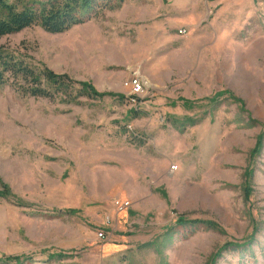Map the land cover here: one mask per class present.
<instances>
[{
    "label": "rangeland",
    "instance_id": "374dc122",
    "mask_svg": "<svg viewBox=\"0 0 264 264\" xmlns=\"http://www.w3.org/2000/svg\"><path fill=\"white\" fill-rule=\"evenodd\" d=\"M0 46L101 93L0 84V264H264V0H124Z\"/></svg>",
    "mask_w": 264,
    "mask_h": 264
},
{
    "label": "trees",
    "instance_id": "16d2710c",
    "mask_svg": "<svg viewBox=\"0 0 264 264\" xmlns=\"http://www.w3.org/2000/svg\"><path fill=\"white\" fill-rule=\"evenodd\" d=\"M123 1L0 0V36L17 33L35 25L50 33H62L96 18L107 9L120 6ZM11 80L18 90L36 97L54 98L61 95L74 102L80 95L101 96L91 85L76 81L67 74L31 66L16 52L0 46V84ZM196 223L197 221L192 222L195 225ZM201 223L208 227L216 225L213 222ZM198 224L201 225L200 222Z\"/></svg>",
    "mask_w": 264,
    "mask_h": 264
},
{
    "label": "built area",
    "instance_id": "2783aa9c",
    "mask_svg": "<svg viewBox=\"0 0 264 264\" xmlns=\"http://www.w3.org/2000/svg\"><path fill=\"white\" fill-rule=\"evenodd\" d=\"M183 32L184 30L181 29L180 33H183ZM127 86L130 89L129 97L131 101L133 102H135L138 99L141 93H145L148 90V83L142 75H136L132 77L127 82ZM114 204H115L116 211L120 213L127 212L131 206L129 200H121L118 198L114 200ZM99 235L103 237L105 234L103 233V231H100Z\"/></svg>",
    "mask_w": 264,
    "mask_h": 264
}]
</instances>
